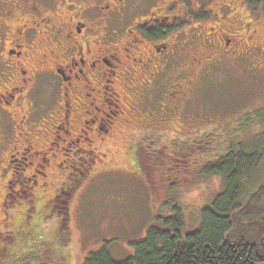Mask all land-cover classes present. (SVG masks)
Listing matches in <instances>:
<instances>
[{"label": "flooded vegetation", "instance_id": "1", "mask_svg": "<svg viewBox=\"0 0 264 264\" xmlns=\"http://www.w3.org/2000/svg\"><path fill=\"white\" fill-rule=\"evenodd\" d=\"M242 60L264 67V0H0V234L62 213L116 126L153 129L155 98L179 131L197 84Z\"/></svg>", "mask_w": 264, "mask_h": 264}, {"label": "rangeland", "instance_id": "2", "mask_svg": "<svg viewBox=\"0 0 264 264\" xmlns=\"http://www.w3.org/2000/svg\"><path fill=\"white\" fill-rule=\"evenodd\" d=\"M263 106L264 67L250 61L242 60L236 64L222 61L213 68L211 77L204 78L197 84L196 90L191 94L186 115L183 116L187 122L179 131L165 132L156 124L160 117L175 116V110L164 98H155L153 107L144 115L145 124L153 129L137 132L136 138L128 141V124L120 123L116 126L114 132L107 137L110 140L105 143L108 150L99 148L105 153L100 157H103V162L96 159L88 168V173L79 175L78 181L75 180L76 188L72 191L66 211L61 213L55 206H49L45 212L48 214L45 225L49 227L48 232L60 222L62 215L68 217L71 240L68 247L62 248L70 254L67 264H83L90 253L98 252L105 246L114 261L126 260L133 255V244L144 239L154 218L159 212L164 213L165 202L180 208L185 232L196 228L201 208L208 205L222 190L220 179L203 176L201 166L220 157L230 146L237 150L238 145L247 142L250 147L248 151L252 148H258V151L260 148L264 149V136L253 138L256 132L250 122L254 110ZM161 112L164 113L160 114ZM183 118L181 116L180 120ZM203 134L211 135L210 138L214 139L212 147L204 156L191 163L189 161L187 170L176 172L177 174H167L164 170L161 174L149 176L154 195L152 199L147 181L140 173L130 169L134 162L135 143L148 136L153 141L148 138L147 143L153 145L159 137V147L164 148L175 138L186 141ZM157 161L159 164V160ZM157 163L152 165L156 167ZM161 166L166 165L160 163L158 168ZM255 177L260 180L246 205L252 219L242 222L247 225L245 227L254 225L253 231L246 230L249 237L258 232L259 223H255L264 214V154ZM7 178V173L0 175V206L3 196L1 186ZM39 205L42 206L43 203L39 202ZM41 215L43 214L33 212L29 226L40 225L43 219ZM243 216L241 214V218ZM39 238L43 247H53L48 234L42 233Z\"/></svg>", "mask_w": 264, "mask_h": 264}, {"label": "trees", "instance_id": "3", "mask_svg": "<svg viewBox=\"0 0 264 264\" xmlns=\"http://www.w3.org/2000/svg\"><path fill=\"white\" fill-rule=\"evenodd\" d=\"M251 117L252 129L256 132L252 137L264 136V106L254 110ZM259 127L263 129L259 130ZM210 137L208 134L196 135L186 141L175 138L162 148L159 137L149 145L146 136L133 146L136 153H133L130 169L147 181L153 199L149 176L164 170L167 174L187 170L189 161L191 163L210 151L214 140ZM248 149L247 142L238 145L237 150L230 146L220 157L201 166L203 176L220 179L222 190L201 208L196 228L185 232L180 208L165 202L164 213L159 212L144 239L133 244L132 256L121 262L114 261L105 246L90 253L83 264H264V214L255 223H259V230L256 234L251 233L252 237L246 230L253 231L254 225L245 227L247 225L242 223L252 219L246 205L260 180L255 177V172L264 154L262 148L259 151L258 148ZM157 160L166 166L158 168ZM152 163L158 166L154 167ZM240 213L244 214L243 218ZM40 214H43L40 225L29 226L31 215L30 218L25 216L28 220H18L13 232L0 234V264H67L70 254L62 248L68 247L71 240L68 217L62 215L60 222L48 232L49 227L45 226L47 214ZM42 233L51 237L52 248L43 247L39 238Z\"/></svg>", "mask_w": 264, "mask_h": 264}]
</instances>
